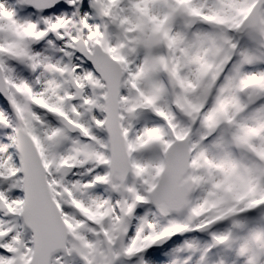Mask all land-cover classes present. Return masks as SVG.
I'll return each instance as SVG.
<instances>
[{"label":"snow or ice","instance_id":"6c2138e0","mask_svg":"<svg viewBox=\"0 0 264 264\" xmlns=\"http://www.w3.org/2000/svg\"><path fill=\"white\" fill-rule=\"evenodd\" d=\"M0 264H264V0H0Z\"/></svg>","mask_w":264,"mask_h":264}]
</instances>
